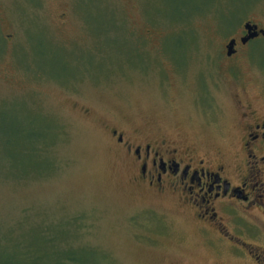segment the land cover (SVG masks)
Listing matches in <instances>:
<instances>
[{
	"label": "rangeland",
	"instance_id": "374dc122",
	"mask_svg": "<svg viewBox=\"0 0 264 264\" xmlns=\"http://www.w3.org/2000/svg\"><path fill=\"white\" fill-rule=\"evenodd\" d=\"M246 22L264 29V0H0L8 262L245 264L137 179L112 130L232 156L242 111L264 117V36L226 58Z\"/></svg>",
	"mask_w": 264,
	"mask_h": 264
},
{
	"label": "flooded vegetation",
	"instance_id": "af4514ba",
	"mask_svg": "<svg viewBox=\"0 0 264 264\" xmlns=\"http://www.w3.org/2000/svg\"><path fill=\"white\" fill-rule=\"evenodd\" d=\"M247 35L233 38L230 55L227 45L233 39L227 42L226 58H236L257 38L243 43ZM249 109L242 111L244 124L230 157L183 149L166 140L134 144L122 132L112 134L131 157L137 179L177 197L185 215L208 237L210 248L230 249L245 264H264V243L246 239L264 237V117L253 105Z\"/></svg>",
	"mask_w": 264,
	"mask_h": 264
},
{
	"label": "trees",
	"instance_id": "16d2710c",
	"mask_svg": "<svg viewBox=\"0 0 264 264\" xmlns=\"http://www.w3.org/2000/svg\"><path fill=\"white\" fill-rule=\"evenodd\" d=\"M30 251H33L32 249H29L26 251L27 254H29ZM21 257V251H19V256L15 255V258ZM13 262H8L7 257L5 253L0 252V264H9V263H14V264H37L39 257H35L34 259L30 261H21L18 259H15ZM78 260V257L76 256V253H66L60 256V259L56 262V264H71L74 263Z\"/></svg>",
	"mask_w": 264,
	"mask_h": 264
},
{
	"label": "water",
	"instance_id": "95a60500",
	"mask_svg": "<svg viewBox=\"0 0 264 264\" xmlns=\"http://www.w3.org/2000/svg\"><path fill=\"white\" fill-rule=\"evenodd\" d=\"M244 28L245 30L248 32V35L243 37L241 40L243 43L251 40V39H254L256 37L259 36V34H262L264 36V29H260L258 30V26L257 25H254L252 24L251 22H246L244 24ZM235 44V39L231 40L229 42V44L227 45V48H228V54H232V47L234 46Z\"/></svg>",
	"mask_w": 264,
	"mask_h": 264
}]
</instances>
